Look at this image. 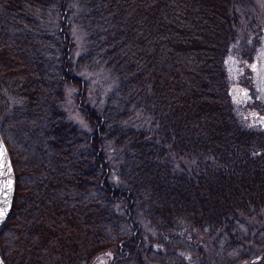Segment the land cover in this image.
I'll use <instances>...</instances> for the list:
<instances>
[{
	"label": "trees",
	"instance_id": "1",
	"mask_svg": "<svg viewBox=\"0 0 264 264\" xmlns=\"http://www.w3.org/2000/svg\"><path fill=\"white\" fill-rule=\"evenodd\" d=\"M235 1L0 0L6 264H264V127L229 84L250 61L230 59ZM100 70L117 83L98 107L85 76Z\"/></svg>",
	"mask_w": 264,
	"mask_h": 264
},
{
	"label": "rangeland",
	"instance_id": "2",
	"mask_svg": "<svg viewBox=\"0 0 264 264\" xmlns=\"http://www.w3.org/2000/svg\"><path fill=\"white\" fill-rule=\"evenodd\" d=\"M235 2L240 22L247 31L243 35L245 43L242 57L230 59H249L250 61L233 62L232 78L229 84H231L234 100L242 103V114L246 115L249 122L257 121L259 126L264 127V0H236ZM72 35L76 43L77 54H79L85 46V35L79 25L74 24ZM85 77L91 83V103L100 107L104 104L107 93L116 85L117 80L108 70L90 72ZM66 94L65 109L70 120L89 131L90 126L82 109L84 104L80 106V97L75 95L72 88H68ZM109 152L111 154V149ZM113 152L115 153V149ZM111 161L113 165L114 162ZM135 263L129 258L117 264ZM94 264L110 263L102 255Z\"/></svg>",
	"mask_w": 264,
	"mask_h": 264
},
{
	"label": "water",
	"instance_id": "3",
	"mask_svg": "<svg viewBox=\"0 0 264 264\" xmlns=\"http://www.w3.org/2000/svg\"><path fill=\"white\" fill-rule=\"evenodd\" d=\"M16 176L8 148L0 131V228L12 213ZM0 264H6L0 254Z\"/></svg>",
	"mask_w": 264,
	"mask_h": 264
}]
</instances>
